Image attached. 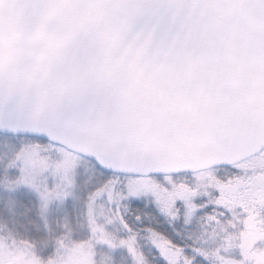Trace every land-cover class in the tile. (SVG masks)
Wrapping results in <instances>:
<instances>
[{
  "label": "water",
  "instance_id": "obj_1",
  "mask_svg": "<svg viewBox=\"0 0 264 264\" xmlns=\"http://www.w3.org/2000/svg\"><path fill=\"white\" fill-rule=\"evenodd\" d=\"M0 129L110 171L264 148V0H0Z\"/></svg>",
  "mask_w": 264,
  "mask_h": 264
},
{
  "label": "rangeland",
  "instance_id": "obj_2",
  "mask_svg": "<svg viewBox=\"0 0 264 264\" xmlns=\"http://www.w3.org/2000/svg\"><path fill=\"white\" fill-rule=\"evenodd\" d=\"M249 166L252 172L264 173V149L235 171L224 168L220 173L236 175ZM177 183V176L116 174L62 145L0 132V264H76L74 260L81 259L78 264H148L144 254L149 242L144 244L139 230L127 225V213L133 202L151 195V188H174ZM256 193L263 194L264 186ZM188 214H179L173 229L156 228L189 247H212V252L222 237L236 239L243 229L234 222L243 218L228 213L201 234L200 223ZM149 219L143 221L144 228L154 226L156 221ZM13 220L26 234L12 232ZM200 262L196 258L194 264Z\"/></svg>",
  "mask_w": 264,
  "mask_h": 264
},
{
  "label": "trees",
  "instance_id": "obj_3",
  "mask_svg": "<svg viewBox=\"0 0 264 264\" xmlns=\"http://www.w3.org/2000/svg\"><path fill=\"white\" fill-rule=\"evenodd\" d=\"M239 163L243 164V161L225 167L234 170ZM222 169L224 167L180 175V183L174 184V188L158 184L150 189L151 195L146 200L133 202L126 222L139 230L138 237L144 244L149 242L144 254L148 264H194L196 258L201 260L200 264H264V193H256L264 186V180H261L264 173L252 172L254 169L249 166L229 176V173H220ZM181 213H189L194 223H200L201 234L218 226V219L226 218L228 213H233L235 218H243L242 222L234 220L243 225V229L236 239L227 234L221 243L217 241L212 245L216 252H212V247L202 245L189 247L178 236L160 234L164 229H170V225L173 229L179 223ZM196 215H199V220ZM147 217L149 221L150 217L156 221L154 226L151 224L144 228L143 221L147 222ZM158 226L162 231L156 228ZM258 245L262 246L256 248ZM221 247L225 251H220ZM79 261L83 262V259ZM79 261L74 260L76 264Z\"/></svg>",
  "mask_w": 264,
  "mask_h": 264
},
{
  "label": "bare ground",
  "instance_id": "obj_4",
  "mask_svg": "<svg viewBox=\"0 0 264 264\" xmlns=\"http://www.w3.org/2000/svg\"><path fill=\"white\" fill-rule=\"evenodd\" d=\"M12 232H15V234H17V235H20V234H26L25 232H24V230H22V228H23V226H21L19 223H18V221H12Z\"/></svg>",
  "mask_w": 264,
  "mask_h": 264
}]
</instances>
